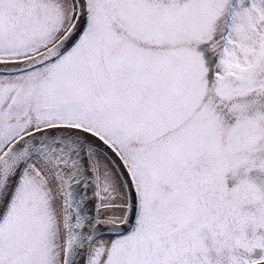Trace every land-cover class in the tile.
<instances>
[{
    "label": "snow or ice",
    "instance_id": "snow-or-ice-1",
    "mask_svg": "<svg viewBox=\"0 0 264 264\" xmlns=\"http://www.w3.org/2000/svg\"><path fill=\"white\" fill-rule=\"evenodd\" d=\"M0 264H264V0H0Z\"/></svg>",
    "mask_w": 264,
    "mask_h": 264
},
{
    "label": "flooded vegetation",
    "instance_id": "flooded-vegetation-1",
    "mask_svg": "<svg viewBox=\"0 0 264 264\" xmlns=\"http://www.w3.org/2000/svg\"><path fill=\"white\" fill-rule=\"evenodd\" d=\"M234 181L232 179H229L228 180V183H229V186H231V184L233 183Z\"/></svg>",
    "mask_w": 264,
    "mask_h": 264
}]
</instances>
